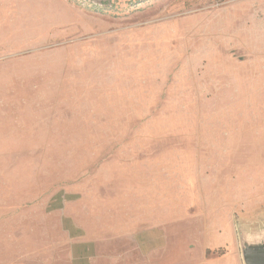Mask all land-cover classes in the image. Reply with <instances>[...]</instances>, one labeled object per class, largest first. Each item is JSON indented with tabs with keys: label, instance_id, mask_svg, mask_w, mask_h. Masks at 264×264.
<instances>
[{
	"label": "rangeland",
	"instance_id": "rangeland-1",
	"mask_svg": "<svg viewBox=\"0 0 264 264\" xmlns=\"http://www.w3.org/2000/svg\"><path fill=\"white\" fill-rule=\"evenodd\" d=\"M128 165L162 175L165 247L111 236L100 205L96 263L243 264L264 229V0H0V264H69L64 205Z\"/></svg>",
	"mask_w": 264,
	"mask_h": 264
},
{
	"label": "crops",
	"instance_id": "crops-1",
	"mask_svg": "<svg viewBox=\"0 0 264 264\" xmlns=\"http://www.w3.org/2000/svg\"><path fill=\"white\" fill-rule=\"evenodd\" d=\"M138 166L128 165L125 168L103 171L104 179L108 176L112 178L111 175L116 177L112 178L116 179L114 187L116 192L113 190V195L110 196L108 193L101 196L98 189H95L92 194L86 195L79 192L77 200L64 205L62 216L66 220V224H63L62 229L68 237L69 264H98L96 263L97 252L107 234L105 231L102 233L101 229L95 225H97L98 219H102L101 217L104 216H109L106 219L112 222L110 235L130 236L139 252H144L142 255L150 256L165 247V235L161 230L164 223L161 222L160 215L167 212L166 202L168 199L165 195L161 196L158 187L162 175L159 172H149L148 169ZM69 194L75 193L70 192ZM175 201L179 203L178 211L182 213V198L175 197ZM100 205L104 209V216H100ZM229 207L230 205H223V212L229 213L227 211ZM208 209L212 212L215 207H207L206 210ZM219 209L217 207V210ZM119 220V224L114 222ZM71 224H73V228ZM155 232L158 236L153 235ZM72 245L75 247L72 248ZM84 251L86 256L83 257ZM211 263L239 262L224 257L220 261H211Z\"/></svg>",
	"mask_w": 264,
	"mask_h": 264
},
{
	"label": "water",
	"instance_id": "water-1",
	"mask_svg": "<svg viewBox=\"0 0 264 264\" xmlns=\"http://www.w3.org/2000/svg\"><path fill=\"white\" fill-rule=\"evenodd\" d=\"M243 264H264V229L240 238Z\"/></svg>",
	"mask_w": 264,
	"mask_h": 264
}]
</instances>
